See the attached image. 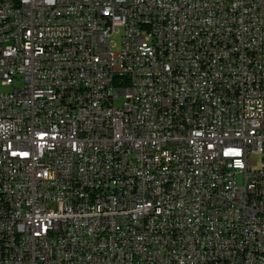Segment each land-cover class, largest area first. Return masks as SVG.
<instances>
[{
	"label": "built area",
	"instance_id": "1",
	"mask_svg": "<svg viewBox=\"0 0 264 264\" xmlns=\"http://www.w3.org/2000/svg\"><path fill=\"white\" fill-rule=\"evenodd\" d=\"M198 262H264V0H0V264Z\"/></svg>",
	"mask_w": 264,
	"mask_h": 264
},
{
	"label": "bare ground",
	"instance_id": "2",
	"mask_svg": "<svg viewBox=\"0 0 264 264\" xmlns=\"http://www.w3.org/2000/svg\"><path fill=\"white\" fill-rule=\"evenodd\" d=\"M140 25H147V18H140ZM197 264H209V262H198ZM236 264H264V262H237Z\"/></svg>",
	"mask_w": 264,
	"mask_h": 264
},
{
	"label": "rangeland",
	"instance_id": "3",
	"mask_svg": "<svg viewBox=\"0 0 264 264\" xmlns=\"http://www.w3.org/2000/svg\"><path fill=\"white\" fill-rule=\"evenodd\" d=\"M113 40L116 42L117 46L115 45V47H113V50L114 51H117L118 50V47H119V44H120V36L119 35H115L113 37Z\"/></svg>",
	"mask_w": 264,
	"mask_h": 264
}]
</instances>
